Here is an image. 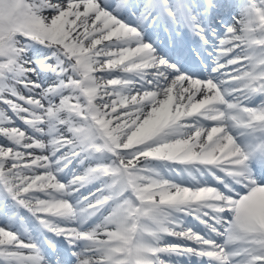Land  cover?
<instances>
[{
  "label": "snow or ice",
  "instance_id": "obj_1",
  "mask_svg": "<svg viewBox=\"0 0 264 264\" xmlns=\"http://www.w3.org/2000/svg\"><path fill=\"white\" fill-rule=\"evenodd\" d=\"M0 105V264H264V0H0Z\"/></svg>",
  "mask_w": 264,
  "mask_h": 264
},
{
  "label": "rangeland",
  "instance_id": "obj_2",
  "mask_svg": "<svg viewBox=\"0 0 264 264\" xmlns=\"http://www.w3.org/2000/svg\"><path fill=\"white\" fill-rule=\"evenodd\" d=\"M0 107H2V105H0Z\"/></svg>",
  "mask_w": 264,
  "mask_h": 264
}]
</instances>
